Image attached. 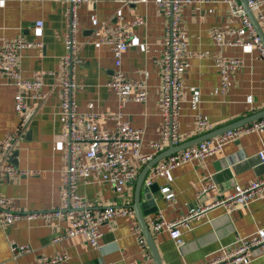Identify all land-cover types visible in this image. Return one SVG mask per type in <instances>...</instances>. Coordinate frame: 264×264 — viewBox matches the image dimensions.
Returning a JSON list of instances; mask_svg holds the SVG:
<instances>
[{
    "label": "crops",
    "instance_id": "crops-1",
    "mask_svg": "<svg viewBox=\"0 0 264 264\" xmlns=\"http://www.w3.org/2000/svg\"><path fill=\"white\" fill-rule=\"evenodd\" d=\"M64 10L65 4L60 0H0V44L17 36L35 39L32 25L37 19L43 21L42 36L38 38L42 45L22 49L19 67L26 78L34 72H44L42 89L46 93L43 101H30L37 108L28 128L30 133L13 150L17 151L15 164L9 157L18 171H0V197L11 198L17 212L34 214L29 219L23 216L0 225V264H33L56 254L67 256L64 264H155L147 243L142 248L133 232L134 223H138L135 213L104 223L98 249L90 247L83 235L69 237L67 217L52 215L60 204L65 168L63 119L59 114ZM259 10L262 17L257 16V11L255 16L264 32V0ZM117 12L123 13L126 20L137 14L145 16L144 24L132 29L130 45L122 56V69L128 79L147 85V97L144 102H124L123 111L131 126L142 132L141 151L152 153L150 143L159 138L161 130L160 59L164 32V16L156 0H87L77 4L78 50L83 60L76 72L80 84L75 94L77 109L88 111L90 103L99 112H114L118 107L117 97L107 86L114 69L113 54L107 45L93 40L98 29L90 18L95 14L98 22L103 23L113 20ZM179 13L180 35L186 43L178 118L182 143L209 132L197 126V116L210 122L214 130L264 108V57L256 47L225 45L221 52L241 57L243 63L234 70L230 88L222 92L213 60L219 51L211 28L218 26L225 30L227 39H234L235 35L227 31L239 26V18L229 12L223 0H187L180 4ZM130 92L124 88V96ZM15 93L16 87L0 74V139L17 126ZM96 124L100 130L114 126L109 119ZM262 149L264 129L251 131L226 143L219 152L194 158L173 168L168 176L154 180L158 186L157 211L145 215L144 220L161 264H199L216 256L220 248L232 247L238 238L252 237L258 228L264 227V194H257L245 207L226 213L220 205L207 210L198 220L180 225V245L175 244L167 230H151V221L157 214L166 221L179 220L186 216L190 206H207L233 192L235 185L248 186L263 179L264 163L258 157ZM131 163L138 173L146 164L133 159ZM25 170L28 173L21 172ZM163 185L170 186L174 200H166L160 193ZM204 187L206 191L201 192ZM77 190L93 207L102 208L131 204L134 184L112 185L96 180L90 184L80 182ZM23 245L29 250L17 253L18 246ZM250 264H264V249L254 248Z\"/></svg>",
    "mask_w": 264,
    "mask_h": 264
},
{
    "label": "built area",
    "instance_id": "built-area-1",
    "mask_svg": "<svg viewBox=\"0 0 264 264\" xmlns=\"http://www.w3.org/2000/svg\"><path fill=\"white\" fill-rule=\"evenodd\" d=\"M65 4V28L63 32L64 51L61 55L60 89L61 99L59 114L63 119V157L65 168L63 170V183L59 206L52 212L54 216H65L69 226L67 235H83L90 247L98 249L102 236L101 226L104 223H113L114 219L122 215H133L134 210L129 205H106L95 208L82 195L78 193L79 183L90 184L96 180L112 185H124L135 181L138 175L137 168L131 159L140 164L150 161L155 154L163 151L169 145L180 143L178 134V118L180 112V76L184 70L183 57L186 53L185 40L180 35V4L187 0H156L157 6L164 16V32L161 54V130L159 138L150 143L152 153L141 151L142 132L131 126L125 118L123 104L128 100L144 102L147 97V85L135 82L126 77L122 69V56L130 45L132 29L145 22V16L135 15L126 20L123 13L117 12L113 20L99 23L95 14H91V22L98 29V35L93 40L107 45L113 54V73L107 81L118 100V107L114 112H99L90 109L80 112L76 104V90L80 84L76 80L77 67L82 64V57L78 50L76 6L87 0H60ZM142 1L147 0H132ZM229 12L238 17V27H230L227 32L235 35L234 39L225 37V30L218 26L211 28V37L219 53L214 57V63L220 76V90L226 92L232 84V75L243 60L241 57L226 56L221 51L228 44H243L256 47L264 57V46L255 27L240 0H223ZM250 10H259L262 0H246ZM43 21L37 19L32 25V34L35 39H25L17 36L5 40L0 44V74L7 78L9 83L16 87L13 98V107L18 122L16 128L0 139V171L7 174L18 170L9 161V157L18 141L28 130L36 115L37 108L30 105L31 100L39 102L46 98L43 92L44 72H34L30 78L23 77L19 67L22 49L31 46H41ZM124 88L131 90L124 96ZM109 119L114 126L111 130H100L96 122ZM197 126L210 131L212 124L197 116ZM264 129V116L242 125L224 131L213 137L201 140L193 145L169 155L160 164L149 169L143 180L144 186L151 185L158 177H166L169 172L194 158H205L219 152L226 143L237 140L241 135ZM261 163H264V149L258 152ZM22 173H28L26 170ZM204 187L201 192L206 191ZM166 200H174L175 194L170 186L159 188ZM200 192V193H201ZM199 193V194H200ZM257 194H264V178L254 181L248 186L235 185L233 192L207 206H190L186 216L179 220L166 221L161 214H157L151 221V230L160 232L167 230L175 244H181V231L179 226L186 222L198 220L207 210L224 206L226 213L234 208L245 207ZM32 218L34 214H21L14 208L11 198L0 197V225L3 226L15 219ZM133 232L142 248H146V241L137 222L133 225ZM54 240H57L55 238ZM264 249V227L258 228L252 237H240L232 247H222L219 253L199 264H250L253 260L254 248ZM26 245L18 246L17 253L28 251ZM67 260L65 254H56L51 257H42L33 264H64Z\"/></svg>",
    "mask_w": 264,
    "mask_h": 264
},
{
    "label": "water",
    "instance_id": "water-1",
    "mask_svg": "<svg viewBox=\"0 0 264 264\" xmlns=\"http://www.w3.org/2000/svg\"><path fill=\"white\" fill-rule=\"evenodd\" d=\"M240 2L243 4L245 9L247 10V13H248V15H249L254 27H255V30H256L257 34L259 35L260 40L264 46V32L262 31L255 14L253 13L252 10L249 9L246 0H240ZM262 116H264V108L262 110H259L255 113H253V114L245 116L239 120L231 122L225 126L211 130L209 132H206L205 134L199 135V136H197L191 140H187V141L179 143L177 145H169L165 150L156 154L150 161H148L143 166L141 171L138 173L135 181L132 182L134 184V195H133V202L131 204H129V206L134 210V213L136 215L137 221H138L139 226L141 228L142 234L145 238V241L147 243V246L149 248V251L151 253V256H152L155 264H161V262H160L157 250L155 248L149 227L144 220V216L157 211L156 191L158 190V186L156 183H152L149 186H143V180L146 176V173L158 161H160L163 158H166L167 156L171 155L172 153H175L181 149H184L190 145H193V144H195L201 140H204V139L213 137L215 135H218L224 131L245 125L249 122H252L256 119L261 118ZM29 133H30V130L28 129L26 131L25 135L27 136ZM16 155H17V151H13L10 155V159L14 162V164L16 163L15 158H14V157H16ZM141 199H143V200H141Z\"/></svg>",
    "mask_w": 264,
    "mask_h": 264
}]
</instances>
